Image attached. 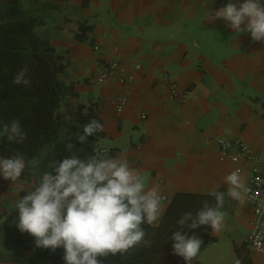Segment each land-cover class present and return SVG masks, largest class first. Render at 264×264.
Here are the masks:
<instances>
[{
	"label": "crops",
	"instance_id": "1",
	"mask_svg": "<svg viewBox=\"0 0 264 264\" xmlns=\"http://www.w3.org/2000/svg\"><path fill=\"white\" fill-rule=\"evenodd\" d=\"M24 2L41 13L36 35L69 61L60 77L75 95L64 101L83 105V114L103 125L94 141L106 148L105 157L138 170L146 187L161 185L168 197L165 211L169 207L173 219V227H167L171 234L179 228L177 214H195L205 201L215 204L210 192L217 185L226 193L229 173L239 170L247 183L254 164L264 170V43L234 33L221 18L212 20L229 0ZM44 2L52 4L41 10ZM112 61L119 63L120 74L133 75L130 83H120L118 73L96 81ZM165 73L177 81L178 93L186 92L184 100L168 95L159 80ZM119 94L127 97L120 110ZM217 136L242 138L257 159L247 161L237 149L220 154ZM15 154L0 137V157ZM39 182L27 166L16 182L23 191L0 176V264H26L32 256L34 237L16 227L15 204ZM223 211L227 215L218 232L207 225L185 228L203 240L191 264H264V256L244 241L251 204L226 195ZM120 256L101 260L111 263ZM171 261L185 264L177 255Z\"/></svg>",
	"mask_w": 264,
	"mask_h": 264
},
{
	"label": "clouds",
	"instance_id": "2",
	"mask_svg": "<svg viewBox=\"0 0 264 264\" xmlns=\"http://www.w3.org/2000/svg\"><path fill=\"white\" fill-rule=\"evenodd\" d=\"M217 18L223 19L234 33H249L253 42L264 43V0H229L215 11L212 20ZM29 71L28 65L21 67L12 83L30 86ZM102 130L103 125L93 119L83 125L82 133L76 134L75 139L85 144ZM0 137L23 143L27 132L20 120L14 119L0 125ZM40 163L35 157L26 162L21 153L0 157V176L16 184L18 192L23 191L16 182L26 166L36 169ZM225 183L226 193L218 191L219 185L210 192L215 204L205 201L195 214L185 212L177 221L179 228L169 237L173 254L182 257L185 264H191L203 244L200 236L189 235L185 228L207 225L212 232L220 231L227 215L223 211L225 196L243 202L249 192L239 170L229 173ZM166 199L159 183L146 187L142 175L127 162L101 153L86 159L73 153L51 171H45L38 186L17 200L16 227L34 237L38 248L53 252L63 248L65 264H102L101 258L108 255H124L141 245L151 247L144 225H159Z\"/></svg>",
	"mask_w": 264,
	"mask_h": 264
},
{
	"label": "trees",
	"instance_id": "3",
	"mask_svg": "<svg viewBox=\"0 0 264 264\" xmlns=\"http://www.w3.org/2000/svg\"><path fill=\"white\" fill-rule=\"evenodd\" d=\"M24 1L3 0L0 6V125L19 119L27 139L15 143L1 137V141L9 151L23 154L26 162L33 157L41 160L36 169L27 166L36 178H41L64 157L75 153L86 159L98 152L94 135L85 144L75 139L76 134L82 133L83 125L90 121V115L83 114V105L64 101L66 96L75 95L73 87L60 77L69 61L56 53L47 40L36 35L35 27L41 13ZM51 4L44 2L40 9ZM61 26L58 23L53 30L56 32ZM24 65L30 68L31 85L13 84L14 74ZM69 144L75 145L73 151ZM189 211L177 214V220ZM164 214L158 226L144 225L146 239L152 241L151 247H135L114 262L102 264H173L171 260L175 254L169 239L172 234L167 229L168 225L173 227L169 207ZM63 255V248L53 252L36 247L33 240L32 256L26 264H65Z\"/></svg>",
	"mask_w": 264,
	"mask_h": 264
},
{
	"label": "built area",
	"instance_id": "4",
	"mask_svg": "<svg viewBox=\"0 0 264 264\" xmlns=\"http://www.w3.org/2000/svg\"><path fill=\"white\" fill-rule=\"evenodd\" d=\"M136 68H139V66L136 65ZM120 72L119 63L117 61L109 62L102 71H100L96 77V81L102 83L108 75L114 76L117 73L119 74L117 77L120 83L125 84L132 81L133 75L124 76L120 74ZM159 80L167 88L170 97L176 98L179 95L181 100L185 99L186 92L178 93V83L169 74H163ZM126 101V95L119 94L116 97L117 109L120 110L126 104ZM214 140L220 154H226L231 149H237L239 155L247 161H254L257 159H255V156L251 153L245 141L240 137L227 138L217 136ZM97 152L103 154L106 152V148L98 146ZM246 185L249 188V192L245 199L252 206V216L249 221L250 228L244 241L249 250L264 256V170L259 166V162L253 165ZM163 194L167 197L165 193ZM164 203H168V197Z\"/></svg>",
	"mask_w": 264,
	"mask_h": 264
},
{
	"label": "rangeland",
	"instance_id": "5",
	"mask_svg": "<svg viewBox=\"0 0 264 264\" xmlns=\"http://www.w3.org/2000/svg\"><path fill=\"white\" fill-rule=\"evenodd\" d=\"M71 150L73 151V148Z\"/></svg>",
	"mask_w": 264,
	"mask_h": 264
}]
</instances>
